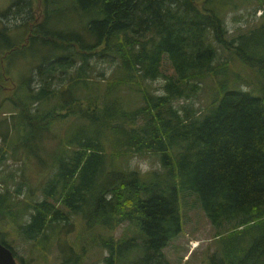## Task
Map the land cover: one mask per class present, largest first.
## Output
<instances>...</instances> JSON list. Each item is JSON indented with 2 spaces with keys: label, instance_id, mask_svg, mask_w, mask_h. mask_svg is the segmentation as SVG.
Instances as JSON below:
<instances>
[{
  "label": "trees",
  "instance_id": "trees-1",
  "mask_svg": "<svg viewBox=\"0 0 264 264\" xmlns=\"http://www.w3.org/2000/svg\"><path fill=\"white\" fill-rule=\"evenodd\" d=\"M58 1L44 0L45 11ZM237 5L236 0H69L73 11L83 13L84 30L41 29L44 42L60 54L37 66L42 83L36 91L17 93L24 105L17 123L22 127L27 119L28 126L19 146H26L29 130L43 136L63 117L77 122L59 138L57 165L42 185L40 199L14 206L10 189H1L0 209L17 232L45 245L50 240L46 229L69 223L71 214L110 229L134 221L140 242L135 237L101 239L109 248L105 264H118L136 247L138 256L127 264H169L163 248L181 231L179 194L188 191L216 227L220 247L210 264H264V23L227 41L262 77L258 93L227 82L196 115L189 108L182 114L170 103L195 94L202 77L214 71V41L228 45L223 13ZM8 29L0 26V51L5 46L22 49L13 44ZM163 54L172 74L162 71ZM92 55L112 62L114 76L93 96H81L79 86L90 88L86 69ZM159 76L164 77L163 93L145 90L144 104L124 106L118 92L122 84ZM54 77L59 85L52 84ZM95 84L98 89L99 82ZM34 102L50 106L32 111ZM153 108L151 117L133 125ZM129 151L156 153L163 169L140 171L117 162ZM0 180L7 184L6 178Z\"/></svg>",
  "mask_w": 264,
  "mask_h": 264
},
{
  "label": "rangeland",
  "instance_id": "rangeland-1",
  "mask_svg": "<svg viewBox=\"0 0 264 264\" xmlns=\"http://www.w3.org/2000/svg\"><path fill=\"white\" fill-rule=\"evenodd\" d=\"M59 1L47 7L45 11L44 0H0V26L6 25L13 44L22 46L19 50H13L14 47H11L10 51L5 46L6 48L0 51V153H4V157L0 159V177L6 178L7 183L0 180V191L5 187L10 189L15 201L14 206L19 205L22 200L31 201L43 196L41 187L53 174L57 165L54 157L60 150L59 138L70 125L77 122V118L73 116L63 117V120L54 124L50 131L43 132V136L37 131L29 130L25 133V137H29L26 146H19L28 126L27 119L22 127L17 123L24 109L23 102L17 98L20 96H17V93L22 90L24 94L29 90L36 91L42 83L37 66L46 63L47 57L60 54L59 49L44 42L42 30L55 32L84 30L81 28L85 19L83 13L73 11L74 8L68 6L69 0ZM236 1L237 7L227 9L223 13V23L227 29L224 44H228L229 37L249 33L264 23V0ZM12 3L14 5H11ZM8 7L11 8L10 12L6 15L1 14L6 13ZM254 8L257 9L254 11ZM34 29L37 30V34H33ZM214 44L217 48V55L213 61L214 71L202 77L195 94L175 98L170 102L172 107L178 108L182 114L185 108L191 109V113L195 115L204 112L227 82L228 86H239L259 92L258 88L263 79L255 70L256 67L242 62L229 44L223 46L217 41H214ZM89 59L90 65L86 72L91 89L79 86L77 92H80L81 96L88 93L89 96H93L114 76L112 62L103 58L97 59L93 55ZM161 68L165 75L173 73L166 54L162 56ZM73 69L74 67L71 68V73L74 75L76 71H72ZM96 81L99 82L98 89L95 86ZM163 82L164 77L159 76L155 79L125 83L118 92L122 95L124 106L133 109L144 104L145 90L154 95L163 93ZM52 84L59 85L56 77L53 78ZM85 105L82 102L81 108ZM48 106L49 103L34 102L30 104V109L35 111L38 108V111H41ZM155 111L154 108L151 111H144L147 117L139 116L133 125L151 117ZM126 124L132 125L130 119ZM10 143H13L12 146ZM116 160L128 168L140 171L163 169L160 167L158 155L151 151L140 153L129 151L118 156ZM18 186L19 193L15 191ZM55 204L69 213L61 202ZM179 211L181 231L163 248L169 264H210L212 253L217 252L220 247L216 227L210 222L192 192L181 191ZM8 216L4 209H0V237L13 247L16 260L23 264H105L104 258L109 254V248L101 243V239L135 237V241L141 240L134 221L124 220L110 229L99 224L90 226L81 214H71L69 223L61 222L54 229H46V235L50 236V240L42 245L17 232ZM138 254L136 247L123 261H118V264H127L128 260L135 259Z\"/></svg>",
  "mask_w": 264,
  "mask_h": 264
},
{
  "label": "water",
  "instance_id": "water-1",
  "mask_svg": "<svg viewBox=\"0 0 264 264\" xmlns=\"http://www.w3.org/2000/svg\"><path fill=\"white\" fill-rule=\"evenodd\" d=\"M0 264H22L17 261L12 249L0 240Z\"/></svg>",
  "mask_w": 264,
  "mask_h": 264
}]
</instances>
